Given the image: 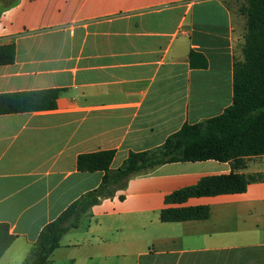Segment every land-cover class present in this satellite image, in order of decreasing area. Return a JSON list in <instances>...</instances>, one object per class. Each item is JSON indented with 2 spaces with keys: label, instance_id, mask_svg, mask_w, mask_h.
Returning a JSON list of instances; mask_svg holds the SVG:
<instances>
[{
  "label": "crops",
  "instance_id": "0c3cea01",
  "mask_svg": "<svg viewBox=\"0 0 264 264\" xmlns=\"http://www.w3.org/2000/svg\"><path fill=\"white\" fill-rule=\"evenodd\" d=\"M246 5L0 2V44L16 45L15 63L0 66V94L58 92L54 109L0 115V223L15 237L0 264H29L42 230L100 186L105 173L81 171L80 156L114 151L116 170L232 105ZM244 162L238 173L264 174V156ZM232 171L230 162H177L132 178L62 238L49 264H264V181L174 205L209 206L208 219L161 221L168 195Z\"/></svg>",
  "mask_w": 264,
  "mask_h": 264
},
{
  "label": "trees",
  "instance_id": "16d2710c",
  "mask_svg": "<svg viewBox=\"0 0 264 264\" xmlns=\"http://www.w3.org/2000/svg\"><path fill=\"white\" fill-rule=\"evenodd\" d=\"M18 0H0L3 8L13 7ZM243 14L247 17L248 34L243 47L244 61L234 65V98L226 111L198 124H186L155 151L131 153L124 164L111 169L114 151L82 155L81 171H103L100 186L71 204L56 220L40 233L29 264H49L62 238L79 227L84 216L104 200L125 190L129 181L177 162L215 160L230 162L233 171L225 175L203 177L196 185L174 191L165 199L169 207L161 212L163 222L205 220L209 206L187 207L191 198L214 197L245 193L250 184L264 181V174L246 175L237 170L244 167L245 158L264 156V0H246ZM194 58V55H193ZM16 45L0 44V66L15 63ZM206 66L205 64H203ZM55 90L0 94V115L38 112L54 109ZM124 196H120L124 200ZM15 241L9 226L0 223V259Z\"/></svg>",
  "mask_w": 264,
  "mask_h": 264
}]
</instances>
